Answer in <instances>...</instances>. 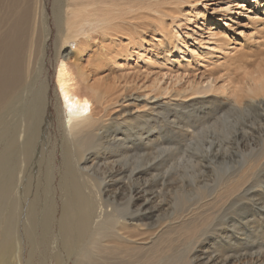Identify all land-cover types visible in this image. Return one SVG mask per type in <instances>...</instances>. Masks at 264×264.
<instances>
[{"label":"bare ground","instance_id":"6f19581e","mask_svg":"<svg viewBox=\"0 0 264 264\" xmlns=\"http://www.w3.org/2000/svg\"><path fill=\"white\" fill-rule=\"evenodd\" d=\"M179 1L182 0H118V3L107 2L104 5L102 2H99V5L91 1L85 3L84 0L56 1L57 8L55 5L54 9L57 14L54 13V15L57 36L54 77L57 88L54 91L56 92L57 112L55 116L60 127L59 131L64 137V144L60 166L51 168L46 178L44 176L43 188L48 192L45 194L48 203L40 207L39 196L42 193L40 192L32 199L29 191L26 190L24 193L25 188L20 184L26 173L25 171L23 173V168L39 143L38 132L44 127L48 115L51 118L54 117L50 111L52 99H50L52 96L50 88L52 86L50 87V78L45 71L49 38L52 33L48 0H0V139L3 140L5 135L10 136L6 146L4 140V143L0 144L3 147L0 153L2 154L0 160V260L2 264H21L20 253L24 252V248L29 252L27 264H35V257L43 246L52 251L59 247L60 249L66 248L69 257L73 256L75 259L73 264H194L198 256H192V258L187 255V257L167 255L165 258H158L159 261H153L151 256H146L144 259L136 257L135 252L144 250L145 246L160 237L159 229L150 233L148 237L145 236L147 231V233L143 230L139 231L141 227L147 225L140 223L143 219L142 215L148 209L147 205L152 203L154 212L161 208V202L157 199L153 200L147 194L144 198L142 193L144 186L140 181L145 173L132 169V173L130 171L131 174H127V170L123 168L115 169V175L113 172L109 173L110 178L115 179L118 176L119 185L122 186L118 189L125 193L128 191L127 196L129 201L131 200L121 210H115L107 205L106 193L112 187L106 181L107 176L99 178L91 174V170H94V166L101 159L109 161L113 155L123 157L131 151L136 152V149L131 148L135 142L129 141L128 138L134 137L136 140L147 138L143 133L132 135L130 133L134 129L132 125L123 128L127 120H120L118 117L109 118L108 113L111 107H116L122 102L120 103V97H113L115 93L108 94V90L105 92L97 87L99 81H104L101 73L107 64L125 62L122 65L123 68L125 65L130 66L132 61L142 59L144 56L143 37L147 33L154 35L158 33L157 36L152 35L151 40L157 39L155 43L159 44L166 41L168 37L164 50L166 57L172 54H186L185 49L189 47L186 44L185 35L180 34L177 30L180 26H176V21L180 22L179 17L182 16L178 7ZM194 1L199 2L197 0L182 2L191 5ZM252 1L256 3L258 0H244L243 2ZM245 3H237L242 9L238 10L237 14L246 13L243 11L246 7ZM165 4L168 5V9L163 6ZM232 4H234L233 0L222 4L221 14L224 18H227L230 11L234 10ZM259 6L260 3H257L254 8ZM247 9L250 8L247 7ZM260 9L261 7L259 11ZM261 12L264 15V8ZM199 13L200 11L191 9L183 17L192 24ZM251 14L259 13L252 12ZM251 14L244 15L250 18ZM168 19L171 20L170 24L167 23ZM221 20L223 18L219 21ZM215 21V15L212 18H205L200 27L205 32L207 31L211 38L218 35V32L214 31L218 29L211 26L216 23ZM219 21L217 23H221ZM195 26L197 28L199 25ZM222 35L224 34H221V38H223ZM228 39L231 40V38ZM203 40L202 38L201 41ZM93 47H95V59H92L89 54V50ZM208 48L212 49L214 45H208ZM199 50V48L191 49L190 52L197 56ZM85 55H88V65L83 63L82 58ZM252 56L257 57L258 53ZM96 77H100L99 80L95 79ZM203 78L183 91L175 88L176 101H159L158 96L168 94L169 88H164L159 95L152 97L149 93L141 95L143 99L145 98L143 106L148 107L150 112L148 110L147 112H128L127 119L135 120L141 117H151L153 113L157 114L154 120L160 125L158 134L153 136L154 138H148L147 141L160 143L164 122L170 125L175 122L174 113L169 114L175 112L178 107L187 108L194 104H204L211 107L210 111L213 110L215 114L219 113L228 105L219 99L208 97V94L214 90L215 80L212 75L203 76ZM249 91L262 94L264 92L263 77H259L253 89L250 88ZM151 98L155 99V104L149 106ZM189 100L193 102L186 103ZM248 104L264 111V95L254 98ZM232 105L240 107L237 103ZM47 123L51 126L53 124L51 120ZM124 132L129 133L128 137L124 136ZM44 136L43 140L47 142V137L45 134ZM56 153L57 148L53 146L52 156L55 157ZM8 155L14 166L9 170L8 176L7 173L1 175L4 172V169H1L3 159ZM146 171L150 173L151 169ZM80 173L92 179L96 178L102 184L94 191L97 196V199L94 198L97 200L94 206L86 200L75 178ZM132 176L135 180H131ZM86 182L90 180L87 179ZM133 182L135 185L132 187ZM152 190L154 191V188ZM220 233L224 235V232ZM58 241H61V244ZM231 241L239 244L238 240L229 237L227 244L230 246L233 245ZM253 253L243 249H237L235 252L225 251L222 257L214 260L209 258L207 264H264V252L258 255ZM49 258L47 262L45 259L44 264H69V260L63 257L62 261L56 263L53 256Z\"/></svg>","mask_w":264,"mask_h":264},{"label":"rangeland","instance_id":"374dc122","mask_svg":"<svg viewBox=\"0 0 264 264\" xmlns=\"http://www.w3.org/2000/svg\"><path fill=\"white\" fill-rule=\"evenodd\" d=\"M56 1L48 0L52 33L49 38L45 61V71L48 73L52 84H50V87L52 86L50 88V95H52L50 96V99L52 98L50 111L54 117L52 119L48 115L43 130L41 129L38 132L37 135L40 137L38 146L35 147L36 152L31 153L29 161L23 168V173L24 171L26 173L20 184L21 187L25 188L24 193H26V190L29 191V196L32 199L40 192L42 193L39 196L40 207L48 203L45 195L48 192L43 188V185H45L44 176L46 178L47 174L51 172V168L60 166L63 155L62 145L64 144V137L61 134L62 132L59 131L60 127L55 116L57 112L55 92L57 85L54 77L56 73L55 41L57 36V24L54 15V13L57 14L54 9ZM84 1L85 3L91 1L96 5H99V2H102L103 5L107 2L118 3V0ZM197 1L199 2L194 1L191 5L184 2L182 4L179 1L180 5L178 7L182 16L179 17L180 22H178L179 20L176 21V26H180L177 30L180 34L185 35L186 44L189 47L185 49L186 54H172L166 57L164 50L166 49L165 43L168 37L166 41L164 40L162 44H159L155 43L157 39L153 38V41L151 40L154 34L147 33L143 37V58L132 61L130 66L125 65L123 68L122 65L125 62L107 64L105 70L101 73L104 81H99L97 84V87L103 91L108 90V94L115 93L113 97H120V103L122 102L116 107H111L108 113L109 118L118 117L120 120H127L126 124L122 126L123 128L132 125L134 127L130 132L132 135L143 133L144 137H147L146 140H136L134 137L132 139L128 138L129 141L135 142L131 148L136 149V152L131 151L123 157L113 155L109 161L101 159L94 166V170H91L94 177L107 176L106 181L108 185L110 183L109 186H112L111 190L106 193L107 205L115 210H121L131 200L129 201L127 196L128 191L126 193L123 191V193L118 189L121 186L118 182V176L113 179L108 177L109 173L113 172L115 175V169L118 168L127 170V174H131L132 169L145 173L140 181L144 186L142 192L144 198L147 194L153 200L157 199L161 202V208L154 212L153 204L149 203L147 205L148 209L142 215L143 219L140 221V223L147 225L144 226L145 228L141 227L139 231H147L148 233L146 232L147 235L145 236L148 237L150 233L159 229L161 238L157 237L154 240L155 243L152 241L144 247V250L141 249L138 250L139 252H135L137 255L135 256L141 259L151 256L153 261H159L160 258H165L167 255L173 257L198 256L196 258L198 261L195 259L194 264H207L209 258L214 260L222 257L225 251L235 252L237 249H243L244 251L254 252V255L264 252V111L248 104L254 98L264 95V92L256 94V91L254 93L249 91L250 88L253 89L259 77L264 79V15L261 12L264 8V0H258L256 3L255 1L245 3L244 0H233L234 4L231 6L234 10L230 11L227 18H224L221 14V8L222 4L228 0ZM238 2L245 3L246 7L243 11L246 13L237 14L242 10L238 7ZM257 3H260V6L254 8ZM166 5L163 6L168 9V5ZM247 7L250 9H247ZM260 7L261 11H259ZM191 9L200 11L195 19L197 22L194 20L192 24L183 17ZM250 12L259 14H251ZM248 13L251 14L250 18L244 15ZM213 15L216 17V23L211 24V26L218 29L214 30L218 32V35L211 38L207 31L205 32L200 27L205 18H212ZM222 18L223 20L219 21ZM217 21L221 23H217ZM167 23L170 24L171 20L168 19ZM196 24L199 25L197 28ZM222 33L225 35H222L224 39L221 38ZM155 34L154 36L158 35V33ZM202 38L203 41H201ZM228 38H231V40ZM226 43H229V46ZM208 45H214L215 49L208 48ZM196 48L200 49L199 56L190 52L191 49ZM89 51L91 58L95 59V47ZM256 52L258 56L253 57L252 55ZM88 55L82 58L83 63L86 65H88ZM207 75H212L215 80L214 90L208 94V97L219 99L228 105L219 113L215 114L213 110L210 111V106L204 104H194L187 108L178 107L176 113L173 111L169 114L174 113L175 122L171 125L164 122L160 143L156 141L149 143L147 141L148 138H154L153 136L158 134L160 125L155 123L154 120L157 114L153 113V115H150L151 117H141L135 120L127 119L128 112H147V110L150 112L148 107L143 106L145 98L143 99L141 95L149 93V96L152 97L159 95L164 88H169L168 94L158 96L159 101H176L175 88H180L182 91L188 89ZM99 78L96 77L95 79L99 80ZM149 102V106L154 105L155 99L151 98ZM191 102L193 100L186 103ZM233 103H237L240 107L232 105ZM49 120L53 123L52 126L48 125ZM172 125L174 126L172 127ZM44 134L47 137V142L43 140L45 138ZM128 134V132H124L125 137H128ZM9 137L5 135L3 139L5 143L0 139L2 141L0 144L4 143L6 146ZM53 146L57 148L55 157L52 156ZM2 148L1 146L0 153ZM0 155L1 160L2 154ZM109 162L110 164H107ZM13 166L14 163L10 155L6 156L3 159L1 169H4V172L1 175L7 173L8 176L9 170ZM149 169H151L150 173L146 171ZM80 174L75 178H77L76 180L86 200L94 206L97 203V200L94 199H97L94 191L102 184L96 178L92 179L82 173ZM87 179L93 182H86ZM131 180H135L133 176ZM95 181L97 182L95 183ZM131 184L132 187L135 185L134 182ZM91 187L95 189L92 190ZM50 196L53 200L52 194ZM43 199L44 201H42ZM151 212L153 213L151 214ZM218 231L219 233H217ZM220 232H224L225 236ZM229 237L238 240L239 244L236 241H231L233 242L232 246L227 244ZM58 243L61 244V241H58ZM65 249L59 247L52 251L43 246L36 255L34 263L44 264L45 259L47 262V260H50L49 257L53 256L55 263L62 261L64 258L69 260V264H73L74 257H69ZM28 256V249L26 251V248H24V252L20 253L21 264H27ZM0 264H2L1 260Z\"/></svg>","mask_w":264,"mask_h":264}]
</instances>
